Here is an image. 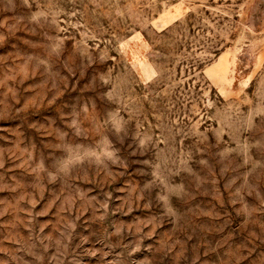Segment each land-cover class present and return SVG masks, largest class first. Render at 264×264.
Here are the masks:
<instances>
[{
	"label": "rangeland",
	"instance_id": "374dc122",
	"mask_svg": "<svg viewBox=\"0 0 264 264\" xmlns=\"http://www.w3.org/2000/svg\"><path fill=\"white\" fill-rule=\"evenodd\" d=\"M0 264H264V0H0Z\"/></svg>",
	"mask_w": 264,
	"mask_h": 264
}]
</instances>
